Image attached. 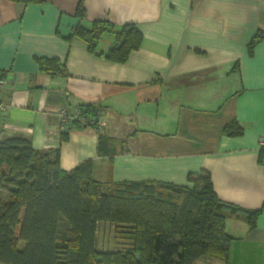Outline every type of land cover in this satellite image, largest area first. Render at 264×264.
I'll use <instances>...</instances> for the list:
<instances>
[{"label":"crops","instance_id":"1","mask_svg":"<svg viewBox=\"0 0 264 264\" xmlns=\"http://www.w3.org/2000/svg\"><path fill=\"white\" fill-rule=\"evenodd\" d=\"M84 16L76 15L79 4ZM105 20L142 33L124 62L106 58L114 35L91 51L76 37ZM264 0H0V73L6 79L0 138L20 135L40 151L59 148L70 171L92 160L100 182L154 180L193 186L209 173L218 197L245 210L264 206ZM110 35L109 37L106 35ZM57 58L65 73L43 72ZM102 107L105 125L64 130L58 111ZM237 121L239 136L223 128ZM116 140L99 153V136ZM124 139L122 144L119 140ZM114 225L100 223L98 248L116 246ZM228 264H264V211L252 226L230 215ZM195 264H225L200 258Z\"/></svg>","mask_w":264,"mask_h":264},{"label":"trees","instance_id":"2","mask_svg":"<svg viewBox=\"0 0 264 264\" xmlns=\"http://www.w3.org/2000/svg\"><path fill=\"white\" fill-rule=\"evenodd\" d=\"M84 14L81 2L76 15ZM106 33L114 35L104 55L112 61L124 62L142 41L134 24L114 30L105 20L94 21L90 29L79 24L68 38H79L93 51ZM263 38L257 32L250 50ZM38 61L43 72L65 73L57 58ZM77 111L85 121H70L63 136L91 125L102 107L86 103ZM243 131L231 121L222 133ZM115 142L100 135L99 153L114 151L109 145ZM263 211L264 206L245 210L222 201L207 172L192 187L154 180L100 182L93 177L92 160L65 171L59 148L40 151L20 135L0 138V264H195L204 257L228 264L233 237L225 228L227 217L244 214L253 226ZM100 223L114 225L118 246L98 248Z\"/></svg>","mask_w":264,"mask_h":264},{"label":"built area","instance_id":"3","mask_svg":"<svg viewBox=\"0 0 264 264\" xmlns=\"http://www.w3.org/2000/svg\"><path fill=\"white\" fill-rule=\"evenodd\" d=\"M5 87H6V79L0 73V131L2 130L1 123L3 120V115L8 109L7 103L2 98V94L5 91ZM101 113L102 112L98 114L97 120H92L91 122V125L94 126L99 131L105 125V122H104V119ZM76 120H80L82 122L85 121L83 117H80L77 110L73 111V110H70L68 106H64L58 111V126L61 130H65L70 121H76ZM259 146L264 149V135L259 137Z\"/></svg>","mask_w":264,"mask_h":264},{"label":"rangeland","instance_id":"4","mask_svg":"<svg viewBox=\"0 0 264 264\" xmlns=\"http://www.w3.org/2000/svg\"><path fill=\"white\" fill-rule=\"evenodd\" d=\"M106 36L109 37L110 35L107 34ZM113 229L116 230L115 227H114ZM23 246H24L23 243H21V244H20V247L22 248Z\"/></svg>","mask_w":264,"mask_h":264},{"label":"water","instance_id":"5","mask_svg":"<svg viewBox=\"0 0 264 264\" xmlns=\"http://www.w3.org/2000/svg\"><path fill=\"white\" fill-rule=\"evenodd\" d=\"M136 258H137V259H139V258H140V255H139V254H137V255H136Z\"/></svg>","mask_w":264,"mask_h":264}]
</instances>
